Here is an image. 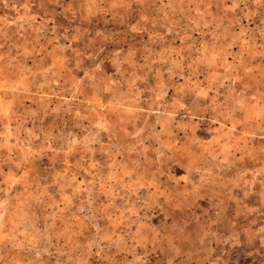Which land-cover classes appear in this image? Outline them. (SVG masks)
Wrapping results in <instances>:
<instances>
[{
	"label": "rangeland",
	"instance_id": "rangeland-1",
	"mask_svg": "<svg viewBox=\"0 0 264 264\" xmlns=\"http://www.w3.org/2000/svg\"><path fill=\"white\" fill-rule=\"evenodd\" d=\"M0 264H264V0H0Z\"/></svg>",
	"mask_w": 264,
	"mask_h": 264
}]
</instances>
